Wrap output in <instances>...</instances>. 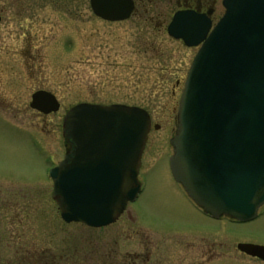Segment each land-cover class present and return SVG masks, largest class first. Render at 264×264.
Instances as JSON below:
<instances>
[{
	"label": "rangeland",
	"instance_id": "obj_1",
	"mask_svg": "<svg viewBox=\"0 0 264 264\" xmlns=\"http://www.w3.org/2000/svg\"><path fill=\"white\" fill-rule=\"evenodd\" d=\"M21 2L25 7L28 5V9L16 7L15 11L34 15L40 21L43 18L51 21L44 31L47 37H54L55 44L32 50L31 55L24 50L23 56L27 57L24 63L30 60L32 65H25L21 70L17 56L12 55L14 48L7 44L9 40L6 43L3 38V24H0V186L5 188L0 192V199L12 204L5 210L11 211L7 216L8 222L15 214L19 218V209L23 208V241L18 243L23 250L20 248L17 254L16 251L9 252V245L5 247L8 241L3 242L2 249L7 252L2 253L0 264H17V261L18 264H43L44 261L37 256L28 257L26 245L31 241L37 246L35 249L50 248L55 256L50 259L51 262L54 259L53 264H101L102 260L109 264L114 258L107 255L117 256V250L121 254L123 250L138 246L132 240L143 239V230L156 235L187 232L210 235L212 228H216L214 241L231 247V257H222V249L218 250L221 257L201 260L199 251L193 258L184 253L175 264H190L189 259H192V264H264L235 250L239 241L264 243L263 206L259 210L261 215L255 220L246 223L215 222L190 207L168 169L166 156L172 152L169 139L175 130L178 99L196 48H185L180 41L163 33L143 32L148 30L146 25L135 24L132 20L119 23L102 21L89 8L86 12L84 4L79 1L70 3V15L57 6H45L42 14L36 8L32 9L30 0ZM12 10L9 7V12ZM216 10L218 13L222 10L219 3ZM32 19L35 20L34 17ZM150 39L157 40L153 49L147 43ZM46 40L51 42L53 38ZM10 80L14 81L11 83ZM36 87L53 91L61 102L59 111L51 115L52 122L46 126L35 123V114L28 106L30 94ZM79 102L139 106L148 111L154 123L160 125L159 129L151 127L142 155L141 192L134 202L128 204L117 222L102 228L64 223L50 197L51 181L45 179L48 169L63 156L62 116ZM11 122L17 126L34 123L29 128L32 131H27ZM34 131H41V135ZM42 136L50 154L45 153ZM34 144L39 148L36 149ZM29 204H34V207L39 204L45 217L55 209L54 215L49 216H53L52 232H48L50 227L40 222L41 228H36ZM41 205L49 206L50 210ZM34 225L35 229L31 228ZM25 240L30 242L25 243ZM43 258L48 259L47 252Z\"/></svg>",
	"mask_w": 264,
	"mask_h": 264
},
{
	"label": "water",
	"instance_id": "obj_2",
	"mask_svg": "<svg viewBox=\"0 0 264 264\" xmlns=\"http://www.w3.org/2000/svg\"><path fill=\"white\" fill-rule=\"evenodd\" d=\"M104 20L130 16V0H89ZM224 13L209 32L206 14L177 11L167 33L186 46L200 44L179 99L169 166L187 195L212 217L256 218L264 204V0H222ZM30 107L55 112L45 90ZM150 128L136 106L78 103L64 115L62 135L72 143L50 170L61 218L90 227L113 223L141 191L138 169ZM237 249L264 260V245Z\"/></svg>",
	"mask_w": 264,
	"mask_h": 264
},
{
	"label": "flooded vegetation",
	"instance_id": "obj_3",
	"mask_svg": "<svg viewBox=\"0 0 264 264\" xmlns=\"http://www.w3.org/2000/svg\"><path fill=\"white\" fill-rule=\"evenodd\" d=\"M32 9L36 8L37 12L44 13L43 9L45 6H57V8L61 11L65 10V13H68V15L72 14V11H70L72 5H70L71 2H82L84 4V10H88L89 7V0H30ZM132 3V11L130 13V16L125 21H133L135 24H145L148 28V33H165L167 24L173 15L174 12L177 10H193L197 13H205L211 20V24L213 25L216 20L219 18V16L222 13L217 12L216 5L217 3H221V0H130ZM11 4V5H10ZM8 3V0H3V3L0 2V24H3V35L4 39L7 44H9L10 47H13V53L12 55L17 56V65L19 69L23 70L24 66H31L32 62L30 60H26L24 63V59H26L23 55V51H28V55H31L30 51L32 50H39L40 48H49L53 47L54 37L53 40L50 42L46 40L49 38V36H46L45 28L51 24V21L48 18H43L40 20L38 17L34 15H23L20 14L22 11H15V9H21L26 8L28 9V5L23 4L21 0H13L11 3ZM221 5V4H220ZM76 5H74L75 7ZM9 7H12V11L9 12ZM17 7V8H16ZM80 12V11H79ZM15 13L17 15H15ZM65 16H67L65 14ZM64 16V17H65ZM32 17L35 18V20L32 19ZM124 22V21H120ZM117 23V22H115ZM119 23V22H118ZM141 31V30H140ZM9 48V47H7ZM12 49V48H9ZM6 53L10 54L8 51H5ZM14 80H10L12 83ZM39 88V87H36ZM24 107H27L25 105ZM31 113L35 114L36 117V124L37 125H44L46 126L48 123L52 122L51 115H54V113L49 114H42L40 112L31 110ZM151 118V124L154 129H159L160 125L158 123H154ZM12 123V122H11ZM34 122H28L26 125L17 126V124L12 123L14 126L27 130L32 131L31 124ZM43 128L41 129V131ZM36 132L38 135L41 133ZM41 135V134H40ZM44 141V148L48 147L45 145V139L42 136ZM35 148L38 149L39 145L34 144ZM67 146V143L65 144ZM52 149V148H51ZM67 150H69L67 148ZM50 149L46 148L45 153L50 154ZM68 152V151H65ZM168 156H166L167 158ZM141 173V169L139 170ZM46 179V176H45ZM3 180V179H2ZM4 181H7L5 179ZM11 183H16L13 181H10ZM29 184V183H26ZM178 184V183H177ZM31 185V184H29ZM35 185V184H32ZM40 184H37V186ZM179 185V184H178ZM180 186V185H179ZM181 188V186H180ZM2 189H5L3 186H0V192L2 193ZM182 189V188H181ZM183 196L188 201L190 207L194 208L196 213L205 216L208 219H212L215 222H219L222 220H228L230 223L234 222L233 220L227 218V217H220L218 219L212 218L207 212L202 210L200 207H198L183 191ZM12 204L8 203L6 199H0V258L3 252H7V250H3L2 243L5 241V247L11 248L9 252L16 251L15 253H19L21 246L18 244L19 242L23 241V213H22V207L19 209L20 217L18 218V214H15L13 218H10V222H8L7 216L11 213L8 212V210L5 212L8 206H11ZM45 205V204H43ZM37 207H34V204H29L30 207V213L31 218H34L35 221L34 224L36 225L37 229H40L41 226L39 224L42 223L43 226H48L50 229H48V232H52V220L53 216L50 218L49 216L54 215L51 213L49 216L45 217V213L43 212V209H40L39 204H36ZM42 206V205H41ZM28 207V206H27ZM264 207V206H263ZM42 208H45V206H42ZM47 210L49 209V206H46ZM2 210H4L2 212ZM33 215V216H32ZM261 214H259L260 216ZM258 216V217H259ZM32 221V220H30ZM32 221V222H33ZM46 221V222H45ZM236 223V222H235ZM216 224V223H215ZM35 225L31 228L35 229ZM212 233L210 235L207 234H200V233H194L190 234V232L187 233H174V234H167L164 233L162 235H156L154 233H151L147 230H143L141 240H132L134 243L137 242V245L135 248L131 247L128 250H123L120 254L117 250V256L108 254L107 256L110 257L111 262L109 264H175L178 258H182L184 256V253L186 254L188 258H193L194 256H198L197 253L201 251L200 258L201 260L204 259H210L213 257H221L220 251L224 249V255L222 257L229 258L231 257V247L228 245V247L225 244L216 243L213 238H216V228H212ZM9 232V234L6 235V233ZM6 235V239H4ZM213 239V240H212ZM130 240V239H129ZM30 240H25V243H29ZM244 243H252V244H259L264 245V243L260 242H248V241H239ZM237 242V243H239ZM13 243L15 244V248L12 246ZM24 245H22L23 247ZM26 251L28 257H39V260L42 259L44 262L43 264H53L54 259H52L53 262H51V258H54L55 256L51 253V250L49 247H44L45 249H35L37 246L35 245L34 241H31V244L26 245ZM14 249V250H13ZM22 249V248H21ZM23 250V249H22ZM236 253L249 257L245 255L242 252H239L236 248ZM54 251V250H53ZM45 252H47L48 259L45 260L43 258L45 256ZM114 252V251H113ZM112 252V253H113ZM30 253V254H29ZM36 254V255H35ZM52 254V255H51ZM20 256H17L18 258ZM35 257V258H37ZM252 258V257H250ZM257 259V258H253ZM260 260V259H257ZM264 263L263 260H260ZM7 262V261H6ZM18 264V261L16 262ZM189 263L192 264V259H189ZM104 264V260H102V263Z\"/></svg>",
	"mask_w": 264,
	"mask_h": 264
},
{
	"label": "trees",
	"instance_id": "obj_4",
	"mask_svg": "<svg viewBox=\"0 0 264 264\" xmlns=\"http://www.w3.org/2000/svg\"><path fill=\"white\" fill-rule=\"evenodd\" d=\"M148 45L153 49L154 47H156V43L157 40L150 39L149 41H147Z\"/></svg>",
	"mask_w": 264,
	"mask_h": 264
}]
</instances>
